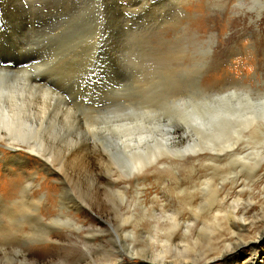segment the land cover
<instances>
[{
    "label": "rangeland",
    "instance_id": "rangeland-1",
    "mask_svg": "<svg viewBox=\"0 0 264 264\" xmlns=\"http://www.w3.org/2000/svg\"><path fill=\"white\" fill-rule=\"evenodd\" d=\"M102 1L101 7L103 4L112 7L109 0L108 3L106 0ZM34 2L29 6L23 2L24 9L25 6L27 10L44 7L43 16L35 13L34 17L27 16L25 21L32 24V28L27 25L22 33L16 35L18 47L16 51L21 53L25 60H28L25 53L35 52L38 48L43 50L46 47L47 39L42 37V33L47 31L62 33L65 40L71 42L79 31V15L85 11L90 13L94 11L91 5L85 7L84 0H34ZM132 7H136V11L100 14L105 25V33H112L106 44L110 74L100 85L92 84L90 87L82 88L78 82V73H49L42 70V63L33 61H31L32 65L24 63L25 67H33L28 73L29 76L38 75L46 79V87L57 93L55 102L51 103L45 112V120L50 126L48 134L54 136L48 135V141L46 139L41 144L44 153H49L48 164L51 170L39 164L36 160L40 157L39 154L28 152L26 148L22 149V146L26 147L24 143L18 148V156H14L6 147V143L0 142V264H70L71 262L74 264L76 260L73 258L78 248H82L81 242L79 243L76 238L77 234L81 236L85 233L82 228L76 229L72 222L65 220L66 215L76 217L75 219L85 226L92 222L101 224V232L93 235L94 239L87 244L89 258L101 257L106 249L114 250L113 240L119 249L122 247L120 245L130 241L138 249L149 253L148 237L152 232L148 229L146 218V221L137 219L138 213L144 211L136 202L135 181L130 178L129 184L124 186L121 185L123 179L114 181V184L120 183L119 185L123 187L122 194L114 192L109 183L103 184L98 181L103 175L115 174L113 168L122 164L123 145L118 144L115 139L118 136L117 139L135 137L130 142L129 139L125 140V144L127 142L130 144L134 140H139L140 134L165 133L166 126L162 125L172 123L175 125L174 136H177L175 142L178 145H185L187 140L193 138L197 127L192 123H185L171 113L170 106L176 102L180 103L181 108H186L192 113L202 107L215 110L216 113L212 111L213 114L210 112L208 116L198 117L200 122L212 125L213 128L224 123V115L227 112L224 108L229 100L232 102L252 100L253 103L258 101L263 103L262 106L264 105V0H142ZM9 10L5 11L7 14L3 24L9 20L7 16L13 9ZM0 54L3 55V49ZM36 54L39 58V54ZM14 56H17L14 52L8 57L10 60H4L6 58L0 56V66L12 67ZM37 100L41 99L38 97ZM258 102L256 104H259ZM213 116L219 117L214 119ZM220 117L223 122L220 121ZM103 126H110L111 129L107 132L101 131L100 127ZM116 126L122 128L117 129ZM123 127L130 129L125 131ZM156 134L151 138H159ZM109 140L110 144H113L110 148L111 158L104 155L108 152L106 147ZM132 147L134 145L130 144V148ZM119 149L122 151L120 152ZM240 151L245 152V149L242 148ZM74 155H78L77 160ZM163 159L141 172H135L138 178L147 177L146 182L152 185L149 189L152 194H147L145 198L149 208L154 210L159 208L156 206V201L153 202L151 199L156 193L160 202L166 205L165 211L161 213L162 216L174 211L180 224L187 218L190 221L195 215L200 214L203 208L205 210L210 206V203L198 208L197 201L194 200L190 207L187 203L189 198L180 190L185 187L194 191L201 183H204L201 184L204 186L205 183L210 182L209 184L222 188L221 196L229 188H231L229 193L232 194L231 197L234 192L239 193L243 198L242 204L248 206L247 216L250 223H245L244 230L241 231L243 237L249 239L254 237L255 233L264 226V163L258 176H250L248 167L241 168L237 161V164H234L228 159L201 160L196 162L194 169L189 168L188 164L173 169L162 165L166 162L162 161ZM82 165L86 169L84 167L82 170ZM155 173L165 177L160 185L158 180L154 179ZM24 187L31 191H23ZM249 195L252 196L251 202H247L246 199ZM61 198L64 205L81 203L84 210L76 214L71 209L60 210L63 208L60 204ZM13 202L16 204H12ZM39 215L43 217L44 223H41ZM58 215L61 220H54ZM156 217L160 221L163 220L159 210ZM180 227L181 225L176 229L181 232ZM131 229L134 233L128 235L127 231ZM48 231H51L50 234H54L55 238L63 237L67 242L53 243L55 247H51V242L42 237ZM118 237L121 243L117 241ZM68 240L72 242L69 243ZM60 246L67 249L58 248ZM249 248L242 246L233 260H219L223 264H249L251 253ZM27 249L35 254V250L45 251L40 258L36 257L39 260L35 262L24 254ZM194 249L189 253L192 255L189 256L191 259L195 257L200 259L203 253L214 252V249L206 246H196ZM50 252L54 253L46 256ZM120 252L125 264L139 262L136 256L130 257L122 248ZM256 252L258 257L255 264H264V239L256 247ZM189 262L193 264L190 259ZM195 264L202 262L200 260Z\"/></svg>",
    "mask_w": 264,
    "mask_h": 264
},
{
    "label": "bare ground",
    "instance_id": "bare-ground-1",
    "mask_svg": "<svg viewBox=\"0 0 264 264\" xmlns=\"http://www.w3.org/2000/svg\"><path fill=\"white\" fill-rule=\"evenodd\" d=\"M138 1H142V0H133V1H130V0H109L112 7H106L104 4H103L104 7H103V5L101 7V5H100V9H101L100 14H102V13L103 14L104 13H115L118 11H120V12L122 11L123 13L134 12V11H136V9H135L136 7H132V6L136 5L138 3ZM23 2L27 3L29 6V4H33L34 0H0V53H1V50L3 49V55L0 54V56H2V57L4 56V58H6L4 60H7L8 57L12 55V52H14L17 55V56H14V64L12 67L0 66V142L1 141L5 142L6 144L5 143H3V144L6 145V147L14 154V156H18V153H17L18 148L21 145V143H24L26 145V147L22 146L21 148L22 149L26 148V150H28V152L31 151V152H36L37 154H39L40 157L36 158V160L39 162L40 165H42V167H44L46 169L48 168L51 170V168L48 164V162L50 161V156L48 155L49 153L48 154L44 153V151L42 149L43 147L41 144L44 140L47 139L48 135L49 136L53 135V134H48V133H50V126L47 125V122L45 120L46 119L45 118V112L47 111L46 109L48 107H50V104L55 102L54 99H55L57 93L53 92L52 90H50L46 87V85H47L46 79L40 78L38 75L29 76L28 73L30 72V70H32L31 68H33V67H31V68H29L28 66L25 67L24 63L27 62V63H29V65H32L31 61L29 59L25 60L24 57L21 56V53L16 51V47H17L16 35L19 33H22L25 30L26 26L30 25L25 21V19L27 18V16L34 17L35 16L34 13L39 14L42 17L43 16L42 12H43L44 7L30 8L29 10H27L26 6L24 9V7H23L24 3ZM107 3H108V1H107ZM39 4H40V2H39ZM9 9H13V10L7 16V19L9 18V20L5 21L3 24V21L6 19L5 15L7 14V13H5V11H10ZM93 12H95V8H94ZM31 28H32V26H31ZM18 50H20V48ZM8 60H10V59H8ZM37 93H39L41 96L38 95ZM221 95H223V94H221ZM38 97L41 99L40 101L37 100ZM225 98H227V97H225ZM201 100H203V99L201 98ZM251 101L250 102L249 101L241 102L238 100V101L232 102L229 100L228 102H226V104H225L226 107L224 108V111L225 112L227 111L224 115L225 121H224V123L220 124L217 128H213L212 125H209V124H208L209 126L205 125L202 123L203 121L200 122L201 120H199V118H200L199 116H201V115L208 116V113H210V112L212 113V111H214L213 113H216L215 110L208 109V107H202V108L198 109L199 111H196V112L194 111L195 113H192L190 110H188V109L186 110V108H184V109L181 108V106H179L180 103L176 102L173 104L174 107H173V105L170 106L171 113L174 114L175 116H178L180 118V120H183L185 123H187V124L192 123L194 126L197 127V128H195V134H194L193 138L191 140H187L185 145H178L175 142V139L177 136H174L173 128L175 125H173L172 123L162 125V126H166L167 131L165 133H157L156 132L157 133L156 134V133L150 132L148 134H143L141 132L143 135H141L139 133L140 136L139 137L137 136V137L140 139L137 141L134 140L132 143H130V144L134 145V147H132V148H130V144H127L128 142L126 144L125 143L122 144L123 146L121 145L122 150H123L122 164L120 163L116 167L113 168V173H115V174L103 175V177H101L100 180H98V181H100L103 184L109 183L114 192L122 194L123 193L122 191H124L122 186L126 185L129 182L130 178H132L135 181L134 192H135L136 202L140 205V207L144 211V212L138 213L139 217L137 219L139 221L140 220L146 221L145 220V218H146L148 220L146 222L149 225L148 229L151 230V232H152L148 237L149 238L148 241L150 244V246L148 248V250L150 249L149 253L143 251V249L142 250L138 249L130 241H128L124 245L119 244L120 246H122L121 248H122V250L125 251L126 254L130 255V257L136 256L139 260V262H135V263L130 262L128 264H192L191 262H189V259L193 262V264H195L197 261H200V260H201L202 264H216V262H217V264L218 263L223 264L220 260L226 261V259H228V260L235 259L236 255L239 253L242 246H244V247L249 246L250 247L249 249H250L251 253L249 254L250 255L249 256V259H250L249 264H255L256 263V258L258 257V254L256 252V247H258V244L262 241V239H264V226L262 225L263 227H261L259 229V231H257V233H255V236L251 237L250 239L245 238V237H243V235H241V233L244 230L245 223H250V221H249V218L247 216L248 206H245L242 204L243 198L240 197L239 193L234 192L233 197H231L232 194H229L231 192V188H229L226 192H223L224 195L221 196L220 190L222 188L221 187L218 188L217 185H215V184H209L210 182L205 183L204 186H201V184H204V183H201L200 186H198L194 189V191L187 190L184 187L180 191H182L184 196L189 198L188 202H187L188 206L191 207L194 200H195V202L197 201L196 205L198 208L204 204H209V203H210V206H208L205 210L203 208L200 214H198L197 216L195 215L194 219H190V221H189V218H187L185 221L182 220L183 222H182V224H180V222L177 221V216L174 213V211H171L169 215H167V214H165L164 216L161 215V213L165 211L166 205L164 206V203L160 202V200L157 197L158 195L156 193H154V196L151 199L153 202L156 201V206H159V208L154 210L153 208L148 207V204H146L145 198H146L147 194H152L151 190H149V189H151L152 185L150 183L146 182V180H148L147 177L138 178V176H136V173H135V172H137V173L141 172L146 167L158 162L160 159H163V158H166V159L165 160L163 159L162 161H166V162H163L162 165H167L168 167H171L173 169L180 168V167H182V165H185V164H188L189 168L194 169L195 164L198 161H201V160H204V161L207 160L208 161L209 159L213 160L215 158H222V159L232 160L234 162V164L237 161V163L240 164L241 168L242 167H248L247 171L250 172V176H258L257 174L260 172V169L264 163V105L262 106L263 103H259L257 100L256 101L259 104H256L257 102L253 103ZM204 102H206V101H204ZM215 102H213V103H215ZM58 107H59V105H58ZM230 110H232V111H230ZM191 114L197 115V116L193 117V115H191ZM102 115H103V113H102ZM204 116H201V117H204ZM64 117H65V115H64ZM216 117H219V116H216ZM95 118H96V116H95ZM213 118H214V116H213ZM61 119H63V118H61ZM207 119L209 120L208 117H207ZM220 121L223 122L221 117H220ZM51 122H53V121H51ZM166 122H167V120H166ZM213 122H214V120H213ZM105 123H106V121H105ZM168 123H170V122H168ZM173 123H174V121H173ZM53 124H54V122H53ZM177 125H179V124H177ZM177 125H176V127H177ZM51 127H52V125H51ZM181 127H182V124H181ZM120 128H122V126L117 127V129H120ZM183 128H185V127H183ZM183 128H182V130H183ZM100 129H101V131L104 130L105 132H107L111 129V127L110 126H103V127H100ZM126 129H130V128L129 127L124 128L125 131H126ZM97 131H99V130H97ZM135 132H137V131H135ZM190 132L191 131L189 130V133ZM128 134H130V131ZM153 134L158 135L159 138L156 137L157 139H152L151 137L154 136ZM184 134H187V133H184ZM60 135H61V133H60ZM117 138L115 140H117L118 144H119V141H121V140L125 141V140L129 139V142H130L131 139H133V138L135 139V137L132 138L131 136L127 137V139H125L126 137L124 139H121V138L117 139ZM143 139H145V141H141ZM160 139H162V141ZM115 140L113 142H115ZM47 141H48V139H47ZM50 143H51V141H50ZM110 143H111V141L109 140L108 141V147H106V148H108V152L105 150L107 153H104L105 157H107V158H111L110 157V153H111L110 148L113 144L111 145ZM47 144H49V143L47 142ZM83 147H85V146H83ZM115 147H117V144ZM80 148H81V146H80ZM242 148L245 149V152L240 151ZM86 150H88V149H86ZM115 150H116V148H115ZM74 151H72V152H74ZM83 151L86 152L85 150H83ZM119 151H120V149H119ZM103 152H104V150H103ZM117 152H115V153H117ZM51 153H54V152H51ZM69 153L71 155L70 151H69ZM74 153H76V152H74ZM77 154H78V152H77ZM67 155H68V153H67ZM82 155H84V153ZM76 156H78V155H76ZM76 156H75V159L77 158ZM33 157H34V155H33ZM73 157H71V159ZM117 158H120V157L117 156ZM66 159H67V157H66ZM112 159H114V158H112ZM77 162H75L76 165L78 164ZM82 162H83V160H82ZM81 164L79 163V165H81ZM86 164H87V162H86ZM88 164H89V162H88ZM100 165H101V163H100ZM69 166H71V165H69ZM84 167L82 165V170L84 169ZM57 169H58V167H57ZM85 169H86V167H85ZM133 169H136V171H133ZM85 172H86V170H85ZM52 173H53V170H52ZM73 174H75V173H73ZM61 175H62V173H61ZM155 175L156 176L154 179H155V181L158 180V183L160 185L161 182L165 179V177L164 176L162 177L161 174H159V173H155ZM56 176H54V177H56ZM67 176H68V174H67ZM64 178H65V176H64ZM117 179H120V181H121V179H123V183L121 184L122 186L119 185L120 183L117 185L114 184V181L117 182ZM165 185H166V183H165ZM23 191H31V190L28 189L27 187H24ZM246 199H247V202H251L252 196L249 195ZM105 202H107V201H105ZM215 202H216V204L214 205ZM40 203H41V200H40ZM12 204H16V202H13ZM60 204L63 207V208H60V210L66 209L68 211L69 209H71L73 212H75V214L78 213L82 209L84 210V207H82L83 205L82 206L80 205L81 203L80 204H73L71 206H68L67 204L64 205L62 198L60 200ZM152 207H153V205H152ZM90 209H92V207ZM158 210H159L161 219L163 218L162 221L159 220V218H158L159 216L156 217ZM65 217L67 218L65 220L72 222V225L74 226V228H76V229L82 228L84 230V233H85L84 235H81V236H79L77 234L76 238L78 239L79 243L81 242V247L84 250H82V248L81 249L78 248L79 250L77 251V253L75 254V256L73 258V260L74 259L76 260L74 262V264H125V259L122 258L121 254H120L121 248L119 249V247L116 245V243H114V240H113V245H112L114 250L106 249L104 251V253L101 255V257H99V258L90 257L89 258L88 255L90 253H89V250L87 248V244L90 243L92 241V239H94L93 235L101 232V224L92 222L90 225L85 226L83 223L78 222L75 219L76 217L74 218L71 215H66ZM39 218L41 220V223H44L43 217L39 215ZM54 220H56V221L61 220V217L58 215L54 218ZM261 221H262V219H261ZM263 223H264V221H263ZM137 225H139V224H137ZM180 225H181L180 228H182L181 232L178 229H176V227H179ZM51 226H53V224H51ZM67 227H69V226H67ZM133 231L131 229L130 231H127V234L130 235L131 233H134ZM50 233H51V231H48L42 237L43 238L45 237L49 242H51V245H50L51 247H55L53 245V243H62L63 241L67 242V240H64L63 237L55 238L54 234H50ZM224 234H225V237H224ZM116 238H117V236H116ZM118 238H119V240H117V239L116 240L121 243L120 237H118ZM68 242L71 243L72 241L68 240ZM196 246H198V247L199 246L210 247V248L214 249V252L205 253V254L203 253L201 255L202 257L200 256L201 257L200 259L196 258L195 256H193L195 258L191 259V257H189V256H192V255L189 253L192 250H195L194 247H196ZM58 248L67 249V247H64V246H60ZM44 251H41V250L36 251L35 250V252H36V254H35L31 250L27 249L26 252L24 251V254L26 256H29L33 261L36 262L39 260L41 254H43ZM72 251H74V250H72ZM95 251H97V250H95ZM52 253H54V252H50V253L46 254V256H50ZM169 253H172V254L169 255ZM26 256H24V257H26ZM69 256H70V254H69ZM36 257H39L38 260ZM42 257H45V255L44 256L42 255ZM30 262H31V260H30ZM46 262H47V260H46ZM46 262H44V263H46Z\"/></svg>",
    "mask_w": 264,
    "mask_h": 264
},
{
    "label": "snow or ice",
    "instance_id": "snow-or-ice-1",
    "mask_svg": "<svg viewBox=\"0 0 264 264\" xmlns=\"http://www.w3.org/2000/svg\"><path fill=\"white\" fill-rule=\"evenodd\" d=\"M84 2L86 8L91 5L95 12L85 11L79 15V31L71 42L66 41L62 33L47 31L42 33V37L47 39L46 47L25 53L30 61L42 63V70L49 73H78V82L82 88L92 84L100 85L109 76L110 62L106 58V44L112 35L104 30L105 25L100 16L102 0ZM119 143L122 145L125 141Z\"/></svg>",
    "mask_w": 264,
    "mask_h": 264
}]
</instances>
